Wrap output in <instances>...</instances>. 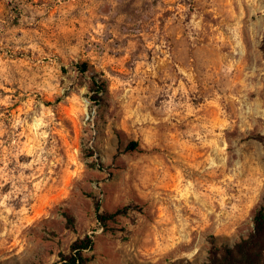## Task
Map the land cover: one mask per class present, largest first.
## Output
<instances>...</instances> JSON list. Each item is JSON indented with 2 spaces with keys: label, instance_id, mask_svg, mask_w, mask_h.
I'll return each mask as SVG.
<instances>
[{
  "label": "rangeland",
  "instance_id": "374dc122",
  "mask_svg": "<svg viewBox=\"0 0 264 264\" xmlns=\"http://www.w3.org/2000/svg\"><path fill=\"white\" fill-rule=\"evenodd\" d=\"M252 135L264 136V0H0L10 220L33 223L39 190L59 185L88 236L120 244L112 264H205L210 237L252 229L258 202L225 187L249 155L264 162ZM97 205L123 214L103 228Z\"/></svg>",
  "mask_w": 264,
  "mask_h": 264
},
{
  "label": "clouds",
  "instance_id": "9594fccd",
  "mask_svg": "<svg viewBox=\"0 0 264 264\" xmlns=\"http://www.w3.org/2000/svg\"><path fill=\"white\" fill-rule=\"evenodd\" d=\"M242 165V173L233 174L234 182L225 183L229 200L244 205L255 199L264 208V162L257 171L255 160L249 155ZM41 201L44 211L40 218L33 216L31 224L20 218L10 220V216L16 215L9 211L10 204L0 208V220L7 225L0 231V264H68L61 253L64 257L71 256V245L88 234L91 222L81 215V201L74 189L61 191L59 185L42 187L37 203ZM90 239L95 249L86 253L89 264H112L111 257L120 251V244L109 241L102 231Z\"/></svg>",
  "mask_w": 264,
  "mask_h": 264
},
{
  "label": "trees",
  "instance_id": "16d2710c",
  "mask_svg": "<svg viewBox=\"0 0 264 264\" xmlns=\"http://www.w3.org/2000/svg\"><path fill=\"white\" fill-rule=\"evenodd\" d=\"M77 66L81 72H85L91 68L86 62H82ZM91 79L96 86H103L99 84L98 79L95 77L92 76ZM250 138L264 144V136L252 135ZM136 148V142L129 143L128 150L132 151ZM96 211V220L103 228H106L107 222L114 219L115 216L123 214L122 210H117L114 213L106 211L99 212L98 205ZM69 222L72 221L70 220ZM208 242L210 249L208 251V260L205 264H264V208L259 206L254 211L252 216V229L246 237H242L232 245H218L214 237H210ZM93 246V241L87 235L83 239H77L71 245V256H61L68 260V264H87L88 258L85 256V252L92 250Z\"/></svg>",
  "mask_w": 264,
  "mask_h": 264
}]
</instances>
